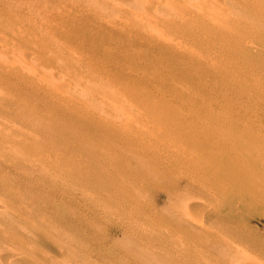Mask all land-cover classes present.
<instances>
[{"label":"rangeland","instance_id":"374dc122","mask_svg":"<svg viewBox=\"0 0 264 264\" xmlns=\"http://www.w3.org/2000/svg\"><path fill=\"white\" fill-rule=\"evenodd\" d=\"M159 1L0 0V204L6 205L9 199V194L3 191L4 185L20 189L14 209L21 224L27 227H23L20 234L28 250L26 256L23 254L24 264H38L32 256L30 258L34 247L47 249L50 243L56 242L52 257H46L43 264H63L61 257H70L66 264H136L131 259L136 252L141 256L140 261H151V264H264L261 248L264 245V204L236 201L222 208L221 201L232 191L231 186L225 183L223 173L217 168L213 170L209 164H203L211 160L220 165L225 157L223 152L216 148L192 154L191 147L187 148L183 141L180 142L183 145L179 143L182 139L178 131L172 136H161L151 120L144 121L141 117L143 108L137 107L132 99L121 103L123 97L115 91L121 88L127 91L123 78L128 77L127 71L124 77L117 73L115 66L120 62L115 50L121 49L126 55L138 53L137 57L142 59L136 58L135 62L140 64L151 57L150 47L140 44L145 26L136 21L135 15L144 7L148 12H145L146 24L151 25V18L162 17L150 10V4ZM173 4L178 12L184 9L178 6L180 3ZM180 14L183 19L189 18L183 12ZM180 27L167 28L165 37H177L182 30ZM232 30L237 36L249 32L236 25ZM74 33L81 40L85 38L83 44L77 45L71 39ZM202 37L195 43L190 42L188 47L200 53L199 56L213 58L206 68H229L239 76H233L238 84L257 83L256 87L264 95V59L252 60L247 52L257 56L256 49L248 42L247 47H233L229 41L226 49L237 57L228 58L211 37ZM91 48L98 50L96 56L89 54ZM142 55L146 56L139 57ZM200 64V69L204 70L205 63ZM157 68L165 76L189 83V91L182 98L194 103L182 107L177 101L180 97L174 95L177 91L173 85L165 86L167 94L157 93L151 88V78L156 82L160 79L149 76L147 98L159 108L162 120L170 123L169 126L174 127L192 112L200 115L208 111H212L215 118L239 128L247 122L250 107L242 104L240 97L235 99L240 104L221 102L222 96L207 101L176 68L162 69L159 64ZM43 70L51 73L44 80L40 77ZM137 75L144 77V71L139 70ZM258 102L257 107L262 112L264 98H258ZM96 112L117 119L98 120ZM24 115L39 117L36 122L23 124L20 118ZM58 125L73 136L77 150L71 157L75 176L81 179L78 181L84 188L72 192L70 222L75 230L74 238H86L84 258L73 250L67 254L59 249L57 245L62 238L56 232L34 228L39 221L30 214L23 194L27 182L21 178L35 179L29 171L42 169L44 164L39 165L36 158L46 157L43 153H29L28 138L37 136L38 126ZM112 129L137 141L140 156L120 157L121 154L111 148L97 146V137H109ZM169 137L174 140H168ZM152 145L157 147L152 148ZM18 146L23 150L15 151ZM189 148L190 152L186 151ZM195 154L197 156L191 159ZM153 161L168 168L163 172L151 171ZM200 161H203L201 165ZM4 252L0 249V256L9 253Z\"/></svg>","mask_w":264,"mask_h":264},{"label":"bare ground","instance_id":"6f19581e","mask_svg":"<svg viewBox=\"0 0 264 264\" xmlns=\"http://www.w3.org/2000/svg\"><path fill=\"white\" fill-rule=\"evenodd\" d=\"M160 1L150 4V10H154L155 13L157 11L162 16L161 18L159 16L158 19H152L150 16L151 25L146 24V14L148 12L146 9L144 11V7L140 13L138 12L135 15L136 21L145 26V31H143L145 35L140 40V44L150 47L151 53L149 56L151 55V57L140 64L135 62L138 59H142L137 57L138 53H135L136 55L134 53L132 55L127 53L128 55H126L121 49L115 50L116 58L120 62L115 66L117 73L120 77H124L126 75L125 71H127L128 75L127 78H123L127 91L125 88L115 90L117 94L123 97L121 103L128 99L135 101L136 106L143 108L142 110L145 112L142 113L141 117L145 118L144 121L151 120L152 124L155 125L153 128H157L159 134L162 133L161 136L169 134L172 136L174 131H178L182 139L178 140L179 143L183 141V143H186V147H191V153L200 152L201 154L216 148L223 152L225 157L220 165L216 161L212 162L211 160H208L210 161L208 163H203L204 165L209 164L208 167L213 170L217 168L220 173H223L225 183L231 186L232 191L228 192L221 201L220 206L222 208H225V206L230 207L236 201L240 204H245V201L250 203L260 201L264 204V107L262 112L257 107L259 104L258 98H264V95L256 87L257 83H249L250 85L238 84V81L234 77L239 76L231 72L229 68L219 70L206 68L208 67L206 64L210 62L211 57L204 56L203 54L199 56L200 53L197 54L196 51L194 53L192 48L188 47L191 45L190 42L195 43L202 36L206 35L207 38L211 37L214 42H217L218 47H222L223 53L228 58L237 57L236 54L226 49L228 48L225 46L226 42L230 41L233 43V47L241 45L247 47L249 43V46L258 52V55L255 56L254 53L247 50L250 53V58L252 60L257 59V62L258 60H262V58L264 59V0H172V2H165L163 0V3ZM174 2L175 4L180 3L178 6H182L184 9L178 12L173 4ZM182 12L187 14L189 18L183 19L180 14ZM187 15L185 16L187 17ZM245 23H248V26ZM234 25L241 30L244 29V31L247 29L249 32H247V35L237 36L238 33L236 34L232 30ZM179 26H181L180 29L182 30L177 37H165L164 32L167 28ZM137 32L140 33L139 31ZM137 32L135 31V33ZM210 32L214 33L209 36ZM207 38L205 41H207ZM71 39L77 45H80L84 43L85 38L81 40V37L74 33ZM128 46L131 48V45ZM213 46L215 45L213 44ZM88 51L91 56H96V53L98 54V50L96 51L92 48L88 49ZM214 57L216 59V55ZM201 62L205 63L204 70L200 69ZM157 64L162 69L167 66L176 68L178 72L188 77L193 84V89L201 91L207 101L222 96L221 102L240 104L239 100H235L237 97H240L242 104H247L250 107L247 112V122L242 123L239 128V126H234L215 118L214 113L208 111L200 115L192 112L190 117L181 118L174 127L169 126L168 124L170 123L162 120L161 112L158 111L159 108L151 104L147 98L146 90L148 89L147 87H150L149 76L154 75L160 79V82H156L155 79L151 78V88L155 89L157 93L161 95L167 94L168 91L165 89V86L167 84L173 85L177 91L174 95L180 97L177 101L182 107L194 103L182 98L189 91V83L187 85L181 79L165 76L166 74H162L164 72H160L157 68ZM139 70L144 71V77L137 75L139 74ZM254 72L255 70L252 73ZM169 74L173 75V73ZM49 75L51 73L47 70H43L40 73V77L43 80ZM125 92L131 94V96ZM224 98L227 101H224ZM87 105L93 106L88 103ZM96 114L98 115V120H107V118L117 119L116 116H109L104 112H96ZM36 117L39 116L24 115L20 120L23 124H29L37 120ZM35 132L37 134L36 137L28 138L27 142L30 145L28 151L33 154L43 153L42 155L46 157L39 155L36 159L39 165H44L38 171H29L32 175L36 176L35 179L21 178L27 182L23 194L29 206L28 210L39 221L34 228L36 230L48 228V230L56 232L62 238L59 241L60 244L57 245L59 249L65 250L64 252L67 254H70L73 250L74 254L78 253L84 258L87 255L86 238H74L75 230L70 222L74 200L72 192L76 188L82 189L83 186L79 182L81 179H77L75 176L74 162L71 157L72 153L77 151L72 142L73 136L63 126L59 125L57 127L38 126ZM108 133L109 137H97V146L111 148L115 153H120V157L125 156L133 159V157L140 156L136 147L137 141L131 138V136L116 129L109 130ZM168 140H170V137ZM157 146L152 145V148ZM18 147L15 151L22 149L21 146ZM186 151L190 152V148ZM197 154L191 155V159L194 158L193 156H197ZM187 156L190 155L188 154ZM185 162L187 161L185 160ZM201 162L203 161L198 162V164ZM196 164L195 166L198 167V164ZM18 167H21L20 163ZM0 168L2 169V167ZM167 168V165L156 161L151 162V171L163 172ZM203 170L207 171L206 168ZM198 175H195V178H198ZM45 185L47 186L45 187ZM3 191L9 194V199L6 205L0 204V249L5 250L4 253H7L6 251L9 253L5 254V256H0V264H24L26 259L23 257V254L26 256L28 250L26 251L27 245L21 239L20 234L23 232L22 228L27 227L24 223L21 224L18 214L14 209L15 199L17 198L16 194H21L20 189L16 190L11 185L6 184ZM47 223L50 225H48L49 227H46ZM56 243H50L51 247L47 249L44 247H42L43 249L34 247L31 250L30 258L32 256V259L38 264H43L46 257H52ZM199 248L200 246L197 249ZM261 248L264 249V245ZM10 253L15 255L11 257ZM135 255H137V252ZM135 255H132L131 259L136 264H151V261L148 263L140 261L139 258L141 256ZM148 256L150 255L147 254ZM60 259L63 264H66L70 257H61ZM262 262L264 263V259Z\"/></svg>","mask_w":264,"mask_h":264}]
</instances>
